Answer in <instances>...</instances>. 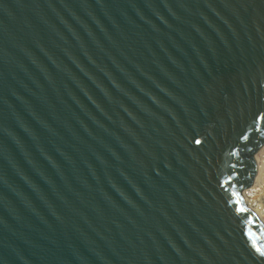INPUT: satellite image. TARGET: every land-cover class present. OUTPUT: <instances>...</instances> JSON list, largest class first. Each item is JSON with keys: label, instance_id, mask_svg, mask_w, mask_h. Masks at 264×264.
I'll return each instance as SVG.
<instances>
[{"label": "water", "instance_id": "95a60500", "mask_svg": "<svg viewBox=\"0 0 264 264\" xmlns=\"http://www.w3.org/2000/svg\"><path fill=\"white\" fill-rule=\"evenodd\" d=\"M264 0H0V264H264Z\"/></svg>", "mask_w": 264, "mask_h": 264}, {"label": "bare ground", "instance_id": "6f19581e", "mask_svg": "<svg viewBox=\"0 0 264 264\" xmlns=\"http://www.w3.org/2000/svg\"><path fill=\"white\" fill-rule=\"evenodd\" d=\"M257 179L250 190V199L253 206L264 215V149L256 154Z\"/></svg>", "mask_w": 264, "mask_h": 264}]
</instances>
